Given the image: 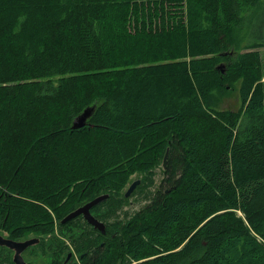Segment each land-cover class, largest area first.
<instances>
[{
	"label": "trees",
	"instance_id": "1",
	"mask_svg": "<svg viewBox=\"0 0 264 264\" xmlns=\"http://www.w3.org/2000/svg\"><path fill=\"white\" fill-rule=\"evenodd\" d=\"M263 47L264 0H0V233L27 264H264ZM102 194L104 233L61 222Z\"/></svg>",
	"mask_w": 264,
	"mask_h": 264
},
{
	"label": "water",
	"instance_id": "2",
	"mask_svg": "<svg viewBox=\"0 0 264 264\" xmlns=\"http://www.w3.org/2000/svg\"><path fill=\"white\" fill-rule=\"evenodd\" d=\"M93 108L88 107L85 108L73 121L72 128H77L85 125L87 118L91 115ZM167 156H168V149H166L163 159H162V167L164 168L166 166L167 162ZM140 183L139 179H136L132 181L126 191H125V197H128L129 194L136 188V186ZM108 194H102L94 199L84 203L81 206H78L71 212H69L65 217L62 218L61 222L64 223L76 216L81 215L90 225H92L94 228L100 230L102 233L105 232V224L95 218L91 212L90 208L100 201L104 200ZM39 237H30L23 240H13L8 237H5L0 234V246H4L8 248L9 250L13 251L12 253V261L14 264H27L25 259L23 258V251L28 248L29 246H33L39 242ZM72 255L71 252H69L63 262V264H66L69 260L70 256Z\"/></svg>",
	"mask_w": 264,
	"mask_h": 264
},
{
	"label": "rangeland",
	"instance_id": "3",
	"mask_svg": "<svg viewBox=\"0 0 264 264\" xmlns=\"http://www.w3.org/2000/svg\"><path fill=\"white\" fill-rule=\"evenodd\" d=\"M260 52H261L262 61H264V47L260 49ZM238 105H239V101L237 99L236 92L233 91V92H230L227 96H225L222 99V101L218 104V107L222 108V109H237ZM158 169H161V166ZM141 176L143 177L144 175L143 174H141L140 176L133 175L132 179H134V180L139 179L140 180ZM155 178H156L157 182L160 181L161 174L158 170H157V175ZM134 180H132V181H134ZM126 189H125V191H126ZM142 189H143L142 187L137 189V186H136V188L129 194V196L126 197L127 202L124 204L122 209H120V211H119V217L120 218L123 219L126 215H129V214L135 212L136 210L140 209L143 205H145L147 202H149V200H150L149 199L150 195L148 194L149 192L146 194V190H142ZM150 190L152 191L153 187H150ZM148 191H149V188H148ZM0 234L7 237L5 233H0ZM30 237H35V236L31 235V236H28L27 238H30ZM27 238H25V239H27ZM22 255H23V258L25 259L26 262L27 261L33 262V260L35 259L34 255L30 254V251L27 248L22 253ZM11 258H12V255H11Z\"/></svg>",
	"mask_w": 264,
	"mask_h": 264
},
{
	"label": "flooded vegetation",
	"instance_id": "4",
	"mask_svg": "<svg viewBox=\"0 0 264 264\" xmlns=\"http://www.w3.org/2000/svg\"><path fill=\"white\" fill-rule=\"evenodd\" d=\"M24 251H25V250H24ZM24 251H23V252H24ZM12 253H13V251H11V254H12Z\"/></svg>",
	"mask_w": 264,
	"mask_h": 264
}]
</instances>
